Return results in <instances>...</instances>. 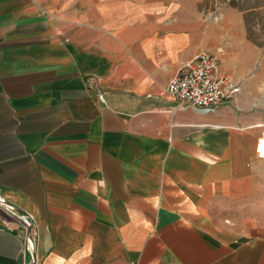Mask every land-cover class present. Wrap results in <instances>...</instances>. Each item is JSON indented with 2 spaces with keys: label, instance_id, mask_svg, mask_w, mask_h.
<instances>
[{
  "label": "crops",
  "instance_id": "0c3cea01",
  "mask_svg": "<svg viewBox=\"0 0 264 264\" xmlns=\"http://www.w3.org/2000/svg\"><path fill=\"white\" fill-rule=\"evenodd\" d=\"M198 0H0V196L38 264H264V57ZM210 52L216 111L164 92ZM0 220V264H31Z\"/></svg>",
  "mask_w": 264,
  "mask_h": 264
},
{
  "label": "built area",
  "instance_id": "2783aa9c",
  "mask_svg": "<svg viewBox=\"0 0 264 264\" xmlns=\"http://www.w3.org/2000/svg\"><path fill=\"white\" fill-rule=\"evenodd\" d=\"M164 92L181 104L212 112L231 103L240 94L241 86L222 69L214 54L201 52L181 67L178 74L169 80ZM260 155H264L261 146ZM0 201V220L9 215L22 223L26 230L25 252L30 256L31 264H38L33 218L17 211L15 205L6 204L2 196Z\"/></svg>",
  "mask_w": 264,
  "mask_h": 264
},
{
  "label": "rangeland",
  "instance_id": "374dc122",
  "mask_svg": "<svg viewBox=\"0 0 264 264\" xmlns=\"http://www.w3.org/2000/svg\"><path fill=\"white\" fill-rule=\"evenodd\" d=\"M198 6L209 18L219 17L223 13L219 11L225 8L239 10L247 28L248 39L260 48L264 57V0H198ZM14 220L19 221L16 217Z\"/></svg>",
  "mask_w": 264,
  "mask_h": 264
},
{
  "label": "water",
  "instance_id": "95a60500",
  "mask_svg": "<svg viewBox=\"0 0 264 264\" xmlns=\"http://www.w3.org/2000/svg\"><path fill=\"white\" fill-rule=\"evenodd\" d=\"M0 202H1V201H0ZM5 203H6V204H11V203H9L8 201H5ZM15 208H16V210L19 211L20 213L25 214V215H28V214H26L25 212H23L22 210L18 209L16 206H15Z\"/></svg>",
  "mask_w": 264,
  "mask_h": 264
},
{
  "label": "bare ground",
  "instance_id": "6f19581e",
  "mask_svg": "<svg viewBox=\"0 0 264 264\" xmlns=\"http://www.w3.org/2000/svg\"><path fill=\"white\" fill-rule=\"evenodd\" d=\"M263 152H264V146H263Z\"/></svg>",
  "mask_w": 264,
  "mask_h": 264
}]
</instances>
